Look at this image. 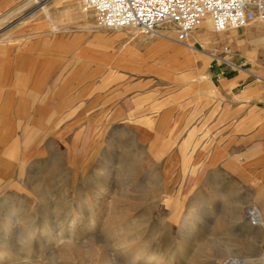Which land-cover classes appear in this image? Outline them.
<instances>
[{"label": "rangeland", "instance_id": "obj_1", "mask_svg": "<svg viewBox=\"0 0 264 264\" xmlns=\"http://www.w3.org/2000/svg\"><path fill=\"white\" fill-rule=\"evenodd\" d=\"M28 1L0 22V227L20 209L0 264H264V90L223 80L258 74L232 45L249 27L205 23L193 52Z\"/></svg>", "mask_w": 264, "mask_h": 264}, {"label": "built area", "instance_id": "obj_2", "mask_svg": "<svg viewBox=\"0 0 264 264\" xmlns=\"http://www.w3.org/2000/svg\"><path fill=\"white\" fill-rule=\"evenodd\" d=\"M32 1L38 5L43 0ZM82 7L94 13L98 28L150 36L172 29L178 42H185L206 18L220 32L264 24V0H83Z\"/></svg>", "mask_w": 264, "mask_h": 264}, {"label": "crops", "instance_id": "obj_3", "mask_svg": "<svg viewBox=\"0 0 264 264\" xmlns=\"http://www.w3.org/2000/svg\"><path fill=\"white\" fill-rule=\"evenodd\" d=\"M23 0H0V22L8 19L9 17L15 15L16 13L22 11L23 9H25L26 4H27V0L23 1ZM50 0H47V4ZM21 2V4L17 7V5ZM17 7V8H16ZM16 8V9H15ZM47 17L49 18V20L51 22L52 19L51 16L49 15V13H46ZM89 18L85 17L84 18V24H89ZM49 22H46V25ZM206 25L208 27H211L210 23L208 21L205 22ZM204 23V24H205ZM203 24V25H204ZM44 25V24H43ZM43 25H39L37 27L32 28L33 30H35V33H40L42 31V26ZM51 25L56 28L54 22L51 23ZM203 25L200 27L202 28ZM248 29H245L241 32H237L236 34H234V40L232 42L233 47L238 50L241 54V57L243 58H250L251 61V66H255L256 67V71L258 74L253 73L252 71H250L249 73L253 74L249 76H245L246 72H243L244 74L237 72L235 74H233L232 76L226 75L223 77L224 83L225 84H232V83H244L246 81L249 80V84H251L250 87L245 89L246 93H257L259 91L264 90V85L262 83H256L254 82V79H252L253 76H257L258 80L259 79H263L264 80V24L261 23H254L250 26H248ZM212 28V27H211ZM247 28V27H244ZM205 29V27L203 28ZM205 31L203 32H199V30H197L196 32H192L190 34V36L188 37L187 41L183 44L188 50H191L193 52H195L197 49L194 48V41L196 40H201V41H207V40H211L212 38L215 37V35H210L208 36L207 34L205 35ZM222 33V32H220ZM224 37V34H221V38ZM164 39V38H162ZM168 40L171 43H176V44H181L176 42L174 39H165ZM152 46L153 47H158L162 50L168 51L170 53H174L176 52L175 48L172 44L169 46L168 43L166 42H162V41H152ZM191 47H190V46ZM167 48L169 50H167ZM192 48V49H191ZM186 52V50H184ZM177 52H179L177 50ZM218 51L216 50V57L218 56ZM209 57L211 59L214 58V56L209 52L208 53ZM219 69V68H218ZM210 75H211V79H208L213 81L214 77L217 73L216 70H210L209 71ZM214 75V76H213ZM254 78V77H253ZM255 210H258L257 215L262 219V225L264 226V211L262 209H258V208H250L247 210V215L246 217L251 219V212H255Z\"/></svg>", "mask_w": 264, "mask_h": 264}, {"label": "bare ground", "instance_id": "obj_4", "mask_svg": "<svg viewBox=\"0 0 264 264\" xmlns=\"http://www.w3.org/2000/svg\"><path fill=\"white\" fill-rule=\"evenodd\" d=\"M32 1V0H31ZM28 1V2H31ZM44 3H46V0H43L41 3H39L38 5H42L44 6ZM34 4V3H33ZM33 15V14H32ZM208 21L212 26V22L210 20V18H206L203 23L199 26V28L206 22ZM160 38H164V39H174L175 40V32L174 31H166V32H161L159 35H157ZM176 41V40H175ZM187 41V40H186ZM185 41V42H186ZM178 42V41H176ZM185 42H178L181 44H184ZM190 46V45H189ZM191 47V46H190ZM192 49V48H191ZM214 58H220L219 56L216 57V54L211 53ZM229 63H233L232 61H228ZM14 209V208H13ZM19 208H15L14 210H12V213L9 214H5L6 218H5V223L2 227H0V246L4 249L7 250H12V248L9 247V245H11V243L9 242V238L10 236H12L13 234H16V229H13V226H16L15 224L18 223L19 220V216L17 215V213L19 212ZM48 217V216H46ZM25 218L27 219V223L30 222L28 221L29 216L26 215ZM45 221V220H44ZM1 222V221H0ZM3 223V222H2ZM33 223H29L30 226H32ZM47 224V223H46ZM1 225V224H0ZM12 228V229H11ZM33 228V227H32ZM47 228V227H46ZM51 234L48 236V238L46 240H43L42 243H44L43 249L39 252H37V256L35 259H40L43 254L44 251H46V249H48V247L58 238H61L62 232L61 231H57L56 233L54 232H50ZM17 235L19 236L20 241L22 242V244L27 247V248H31L32 243L36 242L35 238L32 235H22L21 233H17ZM38 241V240H37ZM38 243V242H36ZM41 244V243H40ZM37 247V246H36ZM1 248V249H2ZM0 249V260H5L6 259V253L5 251ZM33 251V249H32ZM14 252V251H13ZM31 253V252H30ZM23 264H29L27 262H22ZM31 264H35L34 262H31Z\"/></svg>", "mask_w": 264, "mask_h": 264}]
</instances>
